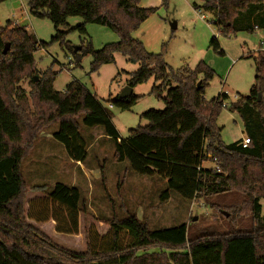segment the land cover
<instances>
[{
    "label": "trees",
    "instance_id": "1",
    "mask_svg": "<svg viewBox=\"0 0 264 264\" xmlns=\"http://www.w3.org/2000/svg\"><path fill=\"white\" fill-rule=\"evenodd\" d=\"M24 1L31 16L52 23L53 40L63 39L61 30L68 28L69 17L82 19L83 24L75 28L82 34L87 24L115 32L118 41L98 51L90 46L80 48L92 57L91 72L112 63L117 53L125 56L139 66L129 74L127 87L133 89L152 79L157 85L151 93L163 100L164 109L142 113L146 125L129 130L121 140L110 112L82 85L71 81L63 92L53 91L57 74L50 69L34 81L38 73L33 55L44 44L37 42L25 23L0 26V264H264V51L246 57L253 60L255 72L249 94L237 96L225 107V94L210 102L203 98L214 78L208 65L199 62L194 69L173 71L162 54L147 53L141 42L131 38L156 10L140 8V0ZM168 1L161 0V6ZM194 8L210 13L220 35L229 36L236 32L234 25L241 16L251 20L264 15V0H207ZM210 46L222 54L215 38ZM25 79L30 80L33 111L17 87ZM138 98L131 94L125 99L108 97L107 102L127 111ZM223 107L240 118L250 141L246 148H241V140L222 144L216 119ZM79 117L84 127L103 129L113 143L115 162H127L139 176L165 181L161 201H167L171 193L187 201L240 194L246 198L249 228L187 240L185 225L152 231L128 213L122 219L99 221L107 232L102 236L95 232L83 251L56 243L42 225L50 222L56 233L76 235L79 214L86 212L81 195L62 184L50 192L45 186L28 188L20 168L38 134L54 123L58 128L53 140L64 147L69 160L84 163L87 147L80 135ZM204 163L213 167L203 168Z\"/></svg>",
    "mask_w": 264,
    "mask_h": 264
},
{
    "label": "rangeland",
    "instance_id": "2",
    "mask_svg": "<svg viewBox=\"0 0 264 264\" xmlns=\"http://www.w3.org/2000/svg\"><path fill=\"white\" fill-rule=\"evenodd\" d=\"M206 1L169 0L166 6H161V0H140L138 6L156 10L131 33V38L141 42L147 53L162 54L163 61L173 71L194 69L199 62L208 65L214 78L208 83L203 98L210 102L225 94L226 107L235 102L237 96L249 94L255 72L253 60L246 57L264 51V15L251 20L241 16V21H236L234 25L236 32L222 36L213 25L212 15L194 8ZM8 22L25 23L37 42L44 44L33 55L38 73L36 81L45 70L50 69L57 74L52 84L53 91L63 92L71 81L82 85L110 112L111 123L121 140L127 137L129 130L146 125V121L140 118L142 113L164 109L163 100L151 93L152 87L157 85L152 79L131 89V94L139 98L129 110L122 111L112 106L107 102L108 97H119L127 87L129 74L139 66L117 53L112 63L91 72V55L81 49L73 53L74 48L90 46L98 51L106 44L117 42L118 36L112 30L87 24L82 34L75 29L83 24L82 19L69 17L68 28L61 30L65 33L63 39L53 40L56 33L52 23L48 19L31 16L24 0L0 3V26L5 27ZM253 26L257 29H247ZM213 38L222 54L210 46ZM17 87L33 111L28 96L30 80H23ZM262 98L264 102V90ZM77 123L87 147L84 163L71 162L64 147L53 140L52 134L58 128L54 123L38 134L33 149L20 168L28 188L45 186L50 192L54 185L62 184L76 188L81 195L86 212L85 215L79 214L76 235L58 234L50 222L42 225L45 233L51 234L56 243L72 251H83L88 238L95 232L99 236L107 232L105 225L99 221L122 219L128 213L134 214L152 231L185 225L187 240L205 233L219 234L249 228L250 216L245 209L244 196L231 193L187 201L171 193L167 201H161L160 195L166 190L164 180L139 176L130 170L127 162H115L112 158L113 143L104 135L103 129L84 127L80 117ZM216 125L221 129L220 140L224 145L233 144L245 136L240 118L228 108L221 109ZM204 167L212 168L213 164L204 163ZM261 204L264 205V200Z\"/></svg>",
    "mask_w": 264,
    "mask_h": 264
},
{
    "label": "water",
    "instance_id": "3",
    "mask_svg": "<svg viewBox=\"0 0 264 264\" xmlns=\"http://www.w3.org/2000/svg\"><path fill=\"white\" fill-rule=\"evenodd\" d=\"M174 27H175V25L173 24V25H172V28L174 29ZM7 50H8V45H6V46L4 47V50L2 51V54L5 55L6 52H7ZM79 50H80V48H74V49H73V52L76 53V52H78ZM34 81H36V79H35ZM130 95H131V88L126 87V88L122 91V93L119 95L118 98H119V99H125V98L129 97ZM260 100H261V96L258 95L257 101L259 102ZM195 220H196V219L194 218L193 221H195Z\"/></svg>",
    "mask_w": 264,
    "mask_h": 264
},
{
    "label": "built area",
    "instance_id": "4",
    "mask_svg": "<svg viewBox=\"0 0 264 264\" xmlns=\"http://www.w3.org/2000/svg\"><path fill=\"white\" fill-rule=\"evenodd\" d=\"M203 18V17H202ZM111 107V106H110ZM250 144V141H249V139L246 137V136H244L242 139H241V142H240V146H241V148H246L248 145Z\"/></svg>",
    "mask_w": 264,
    "mask_h": 264
},
{
    "label": "crops",
    "instance_id": "5",
    "mask_svg": "<svg viewBox=\"0 0 264 264\" xmlns=\"http://www.w3.org/2000/svg\"><path fill=\"white\" fill-rule=\"evenodd\" d=\"M139 7H140V8H145V9H149V7H147V6H146V7H141V6H139ZM15 24H16V23H14L13 25H15ZM131 93H132V92H131ZM70 161H71V160H70ZM71 162H73V161H71ZM75 163L81 165V163H79V162H75ZM202 167L205 168V167H204V164L202 165ZM164 183H165V181H164Z\"/></svg>",
    "mask_w": 264,
    "mask_h": 264
}]
</instances>
